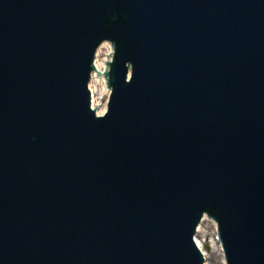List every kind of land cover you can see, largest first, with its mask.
<instances>
[{
  "label": "water",
  "instance_id": "95a60500",
  "mask_svg": "<svg viewBox=\"0 0 264 264\" xmlns=\"http://www.w3.org/2000/svg\"><path fill=\"white\" fill-rule=\"evenodd\" d=\"M111 26L118 31V40L125 44V37L131 30V25L125 26V22H114ZM112 32L114 31L112 30ZM107 49L111 48L106 45L100 50L97 62L99 70L102 57ZM89 60L90 57L84 62ZM98 82H101L107 90L104 78L93 79L90 88L93 95V107L96 108L97 100L94 91ZM79 86L83 90L82 94H85L86 84L79 83ZM78 97L80 98L78 101L80 114L74 115L78 119L75 125L68 124L58 118L51 119L46 126L47 134L57 130L60 125L72 128L71 136L63 135L61 139L57 140L59 143L52 144L54 148L52 157L53 161H56V169L63 171L59 179L62 180L61 184L69 181V187L73 188H65V192L62 194L63 198L57 200L54 197L41 195L38 190L34 191V188L31 187L24 190L21 199L29 203L26 198V195L29 194L30 198L54 219L55 225L58 223L57 218H63L60 220L59 226L65 228L66 233L62 230L59 232L63 239L66 261L68 262L78 260L82 264H170L166 260L169 257V251L163 255H157L155 248L145 249L143 247L145 241L138 242L139 230L134 229L131 224H138V221L130 216L126 217L127 221L131 223L120 222L116 225H106L104 231L92 238L89 244H83L75 235L76 230L82 232V223L86 217H79V215L85 210L89 212L93 204H96V209L92 215L99 216V213H104L105 220L115 221L111 216L109 206L111 204L106 203L103 199L95 202L87 196L86 192L100 187L93 183L94 181L109 179L108 172L111 170L107 161V157L110 156L108 151L122 134V128L116 126V116L112 121L92 123L89 119L92 118V114L89 112L88 101L84 100L83 95ZM134 99V97L131 98V100ZM126 100L130 99L126 98ZM120 104L124 103L120 102ZM124 106L127 108L126 105ZM106 109L107 106L102 108L97 115H103ZM77 119L75 118L73 121L75 122ZM24 140V143L16 142L12 148V158L16 165H25L29 157L28 151L33 141L28 137ZM7 159L5 158V161ZM77 161L80 168L74 167ZM44 169L50 171L51 167L47 165ZM245 177L249 179L251 174L247 172ZM257 182H259L258 185H261V177L257 178ZM120 184H122L121 180ZM260 188H251L243 184L229 185L225 189L221 201L211 208V215L220 226L221 238L229 264H254L255 260L264 257V198L258 193ZM243 199L250 200V204L242 201ZM25 209L28 214H36L35 210L28 206ZM75 210L78 211L77 216L70 217L69 212ZM207 225L216 226L213 222L208 221L201 225L196 238L198 246L201 243L202 231ZM84 249L87 250L84 251ZM175 260L177 264H183L181 258H175Z\"/></svg>",
  "mask_w": 264,
  "mask_h": 264
},
{
  "label": "bare ground",
  "instance_id": "6f19581e",
  "mask_svg": "<svg viewBox=\"0 0 264 264\" xmlns=\"http://www.w3.org/2000/svg\"><path fill=\"white\" fill-rule=\"evenodd\" d=\"M111 54V49H107L104 53L101 63H100V71L103 73L105 70V62L108 59V56ZM95 96L97 100V113H99L102 108L107 106L108 91L102 86L101 82H98V86L96 87ZM216 234V226L207 225L203 231L201 236V243L199 245L200 249L205 255L206 262L208 264H225V259L223 256L222 249L215 239Z\"/></svg>",
  "mask_w": 264,
  "mask_h": 264
}]
</instances>
